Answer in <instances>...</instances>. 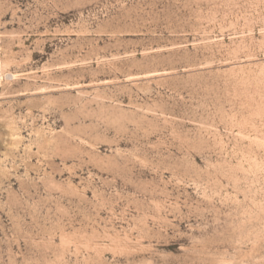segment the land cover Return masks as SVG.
<instances>
[{
	"label": "rangeland",
	"instance_id": "374dc122",
	"mask_svg": "<svg viewBox=\"0 0 264 264\" xmlns=\"http://www.w3.org/2000/svg\"><path fill=\"white\" fill-rule=\"evenodd\" d=\"M0 67V264H264V0H0Z\"/></svg>",
	"mask_w": 264,
	"mask_h": 264
},
{
	"label": "bare ground",
	"instance_id": "6f19581e",
	"mask_svg": "<svg viewBox=\"0 0 264 264\" xmlns=\"http://www.w3.org/2000/svg\"><path fill=\"white\" fill-rule=\"evenodd\" d=\"M11 76V75H10ZM0 77H1V67H0Z\"/></svg>",
	"mask_w": 264,
	"mask_h": 264
}]
</instances>
